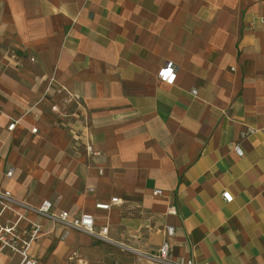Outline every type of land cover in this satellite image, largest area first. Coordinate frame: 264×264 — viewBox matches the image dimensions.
<instances>
[{
  "label": "crops",
  "instance_id": "crops-1",
  "mask_svg": "<svg viewBox=\"0 0 264 264\" xmlns=\"http://www.w3.org/2000/svg\"><path fill=\"white\" fill-rule=\"evenodd\" d=\"M0 187L108 228L32 215L37 264H264V0H0Z\"/></svg>",
  "mask_w": 264,
  "mask_h": 264
},
{
  "label": "built area",
  "instance_id": "built-area-1",
  "mask_svg": "<svg viewBox=\"0 0 264 264\" xmlns=\"http://www.w3.org/2000/svg\"><path fill=\"white\" fill-rule=\"evenodd\" d=\"M175 67L171 63H166L158 71V77L167 82H172L175 78ZM196 93V90H192ZM17 123V119H11L7 125L8 130H12ZM32 132L36 131L35 127L31 128ZM254 132L251 126L246 127L241 131V135L245 136ZM89 152L94 153L89 146ZM234 150L237 155H242V149L238 144H235ZM6 176L12 175V169L6 171ZM154 194L161 193L160 189H155ZM226 200L230 198L229 194L223 192ZM120 199L112 197L108 202H96L95 207L103 210H109L111 205L119 202ZM168 213H174V207L167 208ZM3 213H8L5 222L0 221V251L8 250L13 255L18 257L17 264H37L36 258L31 254V248L34 242L42 234L43 226L35 221L32 215H41L49 219L54 225H58L63 229L65 236L70 230L85 232L98 240L110 241L107 237V226L103 225L97 229L95 227L94 216L91 213H81L71 216L68 211L54 210L53 203L49 199H44L37 206L31 205L28 202L16 198L10 189L0 187V216ZM165 233L168 236L173 235L172 226H165ZM124 249L134 251L129 247L123 246ZM146 258L156 261L160 264H209L207 261L197 262L190 257H173L170 245L167 240H164L154 253H144Z\"/></svg>",
  "mask_w": 264,
  "mask_h": 264
}]
</instances>
